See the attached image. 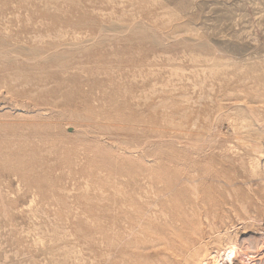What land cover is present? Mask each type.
I'll return each mask as SVG.
<instances>
[{
    "label": "rangeland",
    "instance_id": "rangeland-1",
    "mask_svg": "<svg viewBox=\"0 0 264 264\" xmlns=\"http://www.w3.org/2000/svg\"><path fill=\"white\" fill-rule=\"evenodd\" d=\"M0 264H264V0H0Z\"/></svg>",
    "mask_w": 264,
    "mask_h": 264
},
{
    "label": "bare ground",
    "instance_id": "bare-ground-1",
    "mask_svg": "<svg viewBox=\"0 0 264 264\" xmlns=\"http://www.w3.org/2000/svg\"><path fill=\"white\" fill-rule=\"evenodd\" d=\"M122 196L125 197L124 195ZM128 205L129 203H127V200H125V202L120 201L115 207H119V208H116V210H119L121 212V211H124ZM148 213H146L144 210L140 208L139 209L133 208L126 214L119 213V215L112 216L111 218L112 228H115L117 232L118 231L121 232V236L119 237H116L117 233H115L113 236V240L116 241L117 239L119 242H122L125 239H127L129 235L134 236L135 234H140L141 236V238H138L137 240L127 239L122 244L120 253H125L126 252L125 250H127L128 248H132V247L140 248L144 250L146 248L155 246L158 243V241L167 242L168 250H169L167 252L168 253L170 252L168 255L172 254V250L173 252H176V250L172 249L173 248L172 236L174 237L176 236L174 232V228L176 227L175 225L180 222L178 219L174 218L175 213H172L170 211L168 213L161 212L160 214H158L157 219H152ZM150 214L152 215V213ZM184 223L186 224V222ZM117 224H119V226H117ZM176 239H179L181 241L180 243L181 245L179 244V246L184 248V240L178 237H176ZM111 240H112V237H111ZM180 241H178V243ZM175 256L177 255L175 254Z\"/></svg>",
    "mask_w": 264,
    "mask_h": 264
}]
</instances>
